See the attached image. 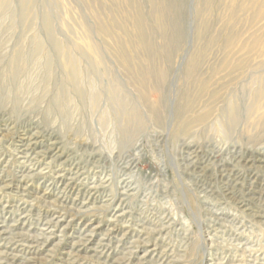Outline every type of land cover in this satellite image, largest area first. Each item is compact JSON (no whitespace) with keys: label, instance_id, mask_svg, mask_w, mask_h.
<instances>
[{"label":"rangeland","instance_id":"374dc122","mask_svg":"<svg viewBox=\"0 0 264 264\" xmlns=\"http://www.w3.org/2000/svg\"><path fill=\"white\" fill-rule=\"evenodd\" d=\"M0 264H264V0H0Z\"/></svg>","mask_w":264,"mask_h":264},{"label":"bare ground","instance_id":"6f19581e","mask_svg":"<svg viewBox=\"0 0 264 264\" xmlns=\"http://www.w3.org/2000/svg\"><path fill=\"white\" fill-rule=\"evenodd\" d=\"M168 5H169L168 3L166 4L165 7L161 5L160 8H157L154 11L155 12L154 14L159 16V17H165L164 15L166 13H168V10L166 9V8L169 7ZM180 5H182V1H179L176 4V7L173 6L174 20H176L175 24L178 22V18L181 15ZM152 12H153V10H152ZM256 16L259 17V12H257ZM146 19H147L146 15H141V16L137 17L136 20L134 21V27H135V30L138 32L137 33V37L141 41L142 45L144 47L150 48L151 47V45H150L151 42L149 40V37L147 36L146 28H145V20ZM227 45H228V47H231L232 43H229V41H228ZM194 71L195 70H186V73L191 76L194 73ZM223 71H226L227 74H230V73H234L237 70H214L212 74L214 76L215 74H218V73L223 72ZM152 73H153V71H151V70L150 71L149 70L145 71V75H147V77L151 76ZM201 74H199L198 76H195V75L191 76L192 79L195 78L196 82L199 81L196 84V85H198V90L195 91V94H193L192 97L184 99L185 105L183 107V115H182L183 119H182V122H181L182 126L180 128V130L184 131V132L187 131V129H189V128L191 129V128L195 127V126L197 127L199 125H204V124H206L208 122L209 116L211 114L210 113L211 109H209V105H211L214 101H216L218 99V97H219V89L223 88V86H222L223 83L222 84H218V86H211L210 78L208 80V79L204 78V76L201 75ZM157 75H159V77L163 79L164 76H165V73H164V71L161 70V71L158 72ZM203 96H208L207 97V102H205L200 108L195 109L197 102ZM229 107H231V109H232L234 106L233 105H229L228 108Z\"/></svg>","mask_w":264,"mask_h":264}]
</instances>
